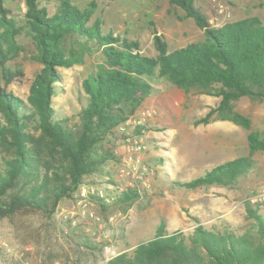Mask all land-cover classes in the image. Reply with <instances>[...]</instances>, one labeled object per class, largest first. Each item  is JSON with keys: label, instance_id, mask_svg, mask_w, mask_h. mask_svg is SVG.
<instances>
[{"label": "trees", "instance_id": "obj_1", "mask_svg": "<svg viewBox=\"0 0 264 264\" xmlns=\"http://www.w3.org/2000/svg\"><path fill=\"white\" fill-rule=\"evenodd\" d=\"M59 1L51 15L41 0H26L24 17L8 18L10 11L0 0V221L34 212L54 218L64 199L74 198L88 177L103 172L114 159L112 137L158 91L160 80L187 94L193 90L221 97L196 124L228 120L250 130V156L171 184L186 190L234 188L253 171L251 156L264 150V139L251 131V119L236 110V101L242 97L264 101V21L252 16L215 27L195 7V0H171L195 19L204 37L170 50L155 31V54L148 55L137 39L105 32L99 19L92 22L94 2L82 9L73 0ZM22 31L36 47L33 60L43 66L27 102L7 90L23 76L21 68L8 64L25 49L18 41ZM93 53V68L82 83L83 95L78 96V120L71 123V118L58 115L53 104L61 93L59 68L85 64ZM140 196L131 189L118 192L114 199L129 206ZM246 210L252 231L198 226L189 234H170L161 222L152 239L107 264H264V212L262 206L250 203Z\"/></svg>", "mask_w": 264, "mask_h": 264}, {"label": "rangeland", "instance_id": "obj_2", "mask_svg": "<svg viewBox=\"0 0 264 264\" xmlns=\"http://www.w3.org/2000/svg\"><path fill=\"white\" fill-rule=\"evenodd\" d=\"M73 1L82 9L94 2L96 7L92 22L99 19L105 32L114 31L115 34L137 39L142 51L148 55L155 54V31L164 37L170 50L184 47L204 37V31L195 19L181 7L172 4L171 0ZM59 2L41 0V6H46L52 15ZM194 4L215 27L252 16L264 21V0H195ZM3 6L10 11L8 18L15 14L23 18L27 11L26 0H3ZM18 41L25 49L8 64L21 68L23 76H18L7 86V90L13 91L27 102L31 84L43 66L33 60L36 47L24 31L18 36ZM95 57L96 53H93L92 56H87L85 64L59 68L63 76L62 81L57 84L61 93L53 98V104L58 115L71 118V123L78 120L75 117L80 109L78 96L81 93L83 95L82 83L92 70ZM156 83L158 91L142 105V109L155 112L151 122L153 126L149 127L152 131L149 138L156 135L153 149L165 155L167 162L170 160L171 166L167 169L173 179H184V176L185 179H195L202 176L212 168V163H206L207 166L201 168L193 167L203 159L204 144L200 140L203 133L199 129L221 120H211L207 124H196V121L204 117L210 108L216 107L221 97L193 90L187 94L165 81ZM236 110L251 119V131H258L264 139V101L242 97L236 101ZM234 125L236 140L250 133V130L235 123ZM113 146L111 142L112 149ZM233 156H250V150L238 141ZM251 158L254 161L253 171L242 177L237 186L225 187L221 190L223 192L213 190L223 188L217 185L204 186L193 191L182 189L162 178L161 172H157L154 186L148 193L139 186L140 190L133 189L139 191L141 196L131 205L125 206L114 199L108 205L96 203L95 209L103 218H113L112 223L119 235L118 246L130 254L134 253L140 243L156 235L161 222H164L166 231L170 234L175 231L189 234L198 226L208 230L230 229L238 233L252 231L253 222L247 218L246 205H260L264 212V200L259 199L264 193V150L257 151ZM120 163L115 156L103 167V172L88 177L86 181L95 183L101 180L108 184L114 198L118 193L117 185L131 190L120 175ZM149 164L161 171L156 161L149 160ZM74 200L64 199L52 219H47L40 212H34L1 220L0 241H7L12 252L7 253L0 247V264H22L23 261L29 264H101V249L88 246L89 243L94 246L98 244L81 228H71L61 215V212L72 207Z\"/></svg>", "mask_w": 264, "mask_h": 264}, {"label": "built area", "instance_id": "obj_3", "mask_svg": "<svg viewBox=\"0 0 264 264\" xmlns=\"http://www.w3.org/2000/svg\"><path fill=\"white\" fill-rule=\"evenodd\" d=\"M154 117L153 110L141 108L118 127L113 138V153L121 162L120 175L125 185L132 189L140 187L149 192L154 186L153 181L158 169L149 164L147 158L150 148L147 130L153 126L151 122ZM108 187L109 185L101 180L82 183L74 196L72 207L61 212L71 228H81L99 245L101 264H107L124 253L118 246L119 235L112 223L113 218L105 219L95 209L96 203L108 205L114 200ZM117 190L122 192L126 189L117 185ZM260 196L262 197L259 199L264 200V193ZM0 247L7 253L12 252L10 244L5 240L0 241ZM22 264L29 263L23 261Z\"/></svg>", "mask_w": 264, "mask_h": 264}, {"label": "crops", "instance_id": "obj_4", "mask_svg": "<svg viewBox=\"0 0 264 264\" xmlns=\"http://www.w3.org/2000/svg\"><path fill=\"white\" fill-rule=\"evenodd\" d=\"M235 130H236V126L234 125V123H231L228 120L215 121L214 123H212L211 125L207 127L200 128L199 131L201 132V134L203 133L200 139L202 144H204L203 153H202L203 159L200 160L201 162L198 161V163L196 165H193V167L201 168L202 166H207L205 165L206 163L211 162L212 168H213L216 165L223 164L227 161L236 159L234 158L233 153L236 150V142L238 141L240 142V144H242L243 147H247L250 150L248 134L243 135V137L240 138V140H236ZM151 132L152 131H150V129L148 128L147 134H148L149 144L151 140V148L149 152L147 153V158L148 160L156 161L157 164L159 163L158 165L161 171H158V172H161V174H163L162 178H164L165 180L171 181L172 183L173 181H176L177 179L176 180L173 179L170 175L171 173H169L167 169L171 166L170 160L169 162H167L165 155L160 154L159 152L153 149V146L155 144L154 138L156 135L153 136L152 138H149ZM204 133L207 135H204ZM190 166L191 165H189V167ZM185 167H187V165ZM185 178L186 176H184V179H178V180L180 181L192 180V179H185ZM212 186L214 187V185ZM201 188H198V189H201ZM224 188L225 187L223 188L219 187L217 189L212 188V189L215 190L216 192H223L221 190H224ZM190 191H193V190H190Z\"/></svg>", "mask_w": 264, "mask_h": 264}]
</instances>
